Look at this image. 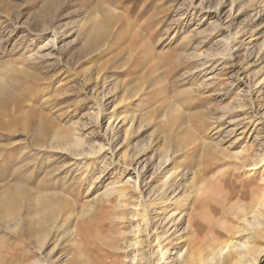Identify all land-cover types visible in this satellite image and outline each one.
I'll list each match as a JSON object with an SVG mask.
<instances>
[{
	"label": "rangeland",
	"instance_id": "1",
	"mask_svg": "<svg viewBox=\"0 0 264 264\" xmlns=\"http://www.w3.org/2000/svg\"><path fill=\"white\" fill-rule=\"evenodd\" d=\"M54 1L47 9L45 0H0V73L5 76L0 77L9 80L6 72L10 67H22L21 62L34 58L35 63L29 66L40 70V78L50 80L35 89L25 81H16V104L10 103L0 113V126L8 128V133L0 134V172H5L0 173V185L11 176L23 177L21 184L27 188L45 194L52 191L67 201L55 264H66L75 254L81 256L83 264H111L114 259L122 263L123 251H127L123 244L131 236L128 216L120 206L131 204L132 199H128V188L127 199L116 191L133 174L123 169L121 162L124 155L145 147L139 167L146 161L143 198L148 197L149 187L144 184L150 183L151 174H156L152 187L164 180L158 174V162L162 155L169 156L166 169L179 173L172 181L178 184L176 192L191 194L190 205L205 202L203 215L211 219L200 235L203 241L192 244V250L202 255L210 243L225 242L236 231L238 214L242 213L238 208L250 212L264 192V167L248 180L240 168L257 158L264 147V0H237L231 20L227 19L230 0L220 4V0H196L195 5L203 4L202 10L190 7L187 0ZM106 15L115 17L116 22V16L122 17L116 23L117 30L100 49L84 54L89 25L94 18L93 22L105 27ZM43 24L58 28L55 49L45 47L52 34L39 32ZM60 31L64 37L60 38ZM231 37L235 42H229ZM46 54L50 57L42 59ZM43 61L49 66L42 67ZM56 69L61 72L54 74ZM52 73L55 76L50 79ZM98 75L104 83L105 98L90 90L99 81L94 80ZM134 89H138L139 97L135 109L124 110L129 104L125 99ZM98 104L106 118L113 115L117 137L113 157L104 151L108 120L95 124ZM30 109L55 118L60 152L49 149V145L28 148L30 135L22 131L28 127ZM122 112L135 117L133 132L126 134L128 140L123 144L129 125L121 124ZM110 135L106 133L107 138ZM75 138L82 145L73 146ZM99 146L104 148L99 156H85ZM9 153L12 162L7 158ZM154 198L146 199L149 208ZM162 208L150 217L151 228L159 233L168 227L165 217L170 215L163 214L167 207ZM210 209L218 211L217 215L213 216ZM179 225L178 234L184 227ZM262 237L255 241L254 250L263 245ZM186 246L178 249L183 251ZM173 247L177 249L175 244ZM152 252L155 247L149 250L150 256ZM257 264H264V253Z\"/></svg>",
	"mask_w": 264,
	"mask_h": 264
},
{
	"label": "bare ground",
	"instance_id": "2",
	"mask_svg": "<svg viewBox=\"0 0 264 264\" xmlns=\"http://www.w3.org/2000/svg\"><path fill=\"white\" fill-rule=\"evenodd\" d=\"M45 1L46 4H43L48 9L50 7L48 4L52 3L54 0ZM195 1L196 0H187V3L190 7H195L199 10H202L204 8L203 4L199 3L198 5H195ZM221 1L222 0H220L219 4L221 3ZM54 2L56 5V1ZM236 2L237 0H230L228 4V20H231L234 17ZM100 10L101 12L106 13V11L102 9V7L100 8ZM107 13L110 15L108 11ZM106 16L108 17V15ZM116 17L117 22L115 17L109 16L107 20V25L105 27H103L104 25L96 20V22H93V18L91 24L88 27V31H86L87 35L83 45L84 54L94 48H96V50L98 48L100 49V47L104 45L105 41L111 35H114L115 31L117 30L116 23L121 20L120 18H122L121 16ZM56 29L58 28L46 27L45 24H43L41 30H38L40 33L49 31L52 34V37H50V40L46 43L45 47L50 46L51 48L55 49L57 40L59 38V32H57ZM64 36L65 33L60 31V38ZM40 38L42 39L43 36H40ZM234 39L235 38L231 37L229 42H235ZM47 57H50V54L41 56L42 59H45ZM33 60L35 59L30 58L31 63H35ZM30 62H21L22 67H10L6 72L7 76L9 77V80L0 77V113H4L10 103L13 102L16 104V81H25L30 87L34 89L41 83H45L42 81L46 80L38 76L40 70H36L34 67L31 68L29 66V64L31 65ZM44 63H46V61H43L42 65H44ZM47 66H49V64H46L42 67ZM60 72L61 70H53L54 74ZM53 73L50 76V79L54 78L53 76L55 75H53ZM0 74L4 76L3 72H1ZM94 80L99 81L94 86H92V88L90 89L91 92L96 94V96L101 95V98H105V94L102 96L104 91V83H102V78L98 75ZM49 81L50 80L46 82L49 83ZM261 81L262 83H264V78ZM9 82L11 83V85L12 83L14 84L10 86ZM258 83L259 81L256 82V85ZM138 99V89H134L132 91V96L128 99H125L128 101L129 104H125L123 106L124 110H126V108L129 110H134L136 105L135 101ZM122 102H117L114 108L116 109V107L120 106V103ZM40 108L41 106L39 107V109ZM96 108L97 111L94 117L95 124L99 126L102 120H108L104 136V139L107 142V148L104 149L103 146H99L97 150L93 151L92 153L87 152L88 154H85V156L87 155L88 157L90 155L98 153L100 154V152L104 149V151L112 153L110 156L113 157L115 154L112 149V146L113 143L117 140V137L114 132L115 127L113 125V115L106 118L103 115L99 104ZM39 109L38 111L30 109L31 111L29 113V118H27L26 120V123H28V127L25 129V131H22L24 134L30 135L28 143L26 144L27 146H29L28 148L35 147L37 149H42L44 146L49 145V149H55L56 151L60 152V129L55 126L57 125L55 118H49L46 114L40 112ZM124 112H122L119 117L120 122L122 125L128 124L129 126L125 130V135L123 136L122 144L127 139L126 134H132L131 132H133V124L135 122L134 115H124ZM36 122H39L42 125H40L38 128L37 125L39 123L34 126V123ZM107 132L111 134L108 138L106 137ZM1 133H8V128L6 126H0V134ZM74 145L80 146L82 145V142L79 139L75 138V140H73V146ZM261 145L263 144H260L259 147H262ZM145 148L134 152L132 155H124V161L121 162V167L123 169H126L127 171H131V173L133 174H129L130 176L127 177L124 184L125 186L119 188L116 191L117 194L121 196L120 198L127 199L125 197L128 192L125 189L128 188L130 193V197L128 199H132L131 204L122 203V205L120 206L122 207V209H124V213H126V215L128 216L126 218V221L128 223L127 226L129 228L128 233L131 236V239L125 241L123 244L125 246L124 249H127V251H123V246L118 248V250L123 251L124 253V258L122 259L121 264H257L258 259L264 253V236H261L262 230L264 228V192H262V194L258 196V202L250 207V212L246 213L244 212L245 209L238 208L237 211H242V213L238 214V220L236 219L238 221L236 231H233L231 233V236L223 243H210L208 246H206L208 250L201 255L200 253L193 251L191 247L192 244H197L203 241V239H200V235L202 234L204 229L209 225V222L211 220H207L203 215L202 211L205 202L201 204L192 203V205H190L191 201L189 200V197L191 194L185 191L182 195H179V193L176 192L177 188H175V185L178 184L172 181L174 180V178H176V174L179 173L176 172L175 174V172H170V170L166 169L165 165L171 160V158L169 159V156L165 154L162 155L159 159L157 168L159 171L158 174L162 175V177H164V180L157 186L152 187L151 184L154 178L156 177V174H151L152 178L150 183L144 184L145 186L149 187V191L147 193L148 199L143 198L144 195L142 193V183L144 182L142 181V177L145 175L143 173V170L147 166L146 161L141 167V169H139V167L141 165L140 158L147 151V149ZM167 153L168 152H166V154ZM68 154L73 155L75 157L82 156L80 154L78 155L75 153ZM16 156L18 157V155ZM52 156L53 155H51L50 157ZM32 157L33 156H31V158ZM7 158L8 160L10 159L12 162L11 155L7 156ZM23 159L21 160L25 162V160ZM27 159L28 158H26V162ZM16 162H18V160ZM114 163L116 164V166L119 165L118 162ZM242 164L240 165V168L242 169L244 175H246V180H248L252 175L256 174V171L259 168L264 167V147L262 148L261 154H259L257 158H251L248 164ZM14 167L16 166L14 165L13 169ZM156 171L155 173H157ZM22 178L11 176L10 180H8V178H5L6 181L4 180L5 182L0 185V264H55L58 260L54 259V257L60 254V250L57 251V248L60 245V234L58 233H60V224L63 221V219H61L64 216L63 208L65 202L67 203V201H64L65 199L63 197L58 195V193H53L52 191L51 193H48V191L47 194H45L46 191L45 193L43 191V193H39L38 191L36 192L31 190L30 187L27 188L26 186L22 185L23 183L21 184V182L24 180H22ZM152 196H154L155 198L154 201L150 203L152 206L151 208H149V206L146 205V199L149 200ZM172 200L174 201L172 202ZM33 205L36 206L34 210L30 208V206ZM163 206L167 207V210H165V213L163 212V214L166 215V213H169L170 215L165 217V221H168V227L165 225L167 228L163 230L162 227V231L159 233L157 230H153L151 228L153 225L150 217L153 215V213L157 214L158 211L164 210L162 208ZM171 206H173L174 208L168 210ZM153 208H155V210H153ZM60 209L62 211H60ZM210 212L213 216L217 215L218 213V211L214 209H210ZM234 215H236L237 217L236 213ZM157 216L158 215H156L155 217ZM180 223H183L184 227L178 234L179 231H177V226ZM51 234L52 238L49 239L48 237ZM189 235H191V237H189ZM260 237L263 238V245L254 250L253 245L255 241ZM185 243H187V246L183 251L178 249L179 246ZM173 244L177 246V249H175L174 247L171 248ZM153 247H155V252H152V255L150 256L149 250ZM49 248L50 250L48 251V254L44 255V253ZM170 249L171 251H174L173 256L170 254ZM111 262V264H117V261L115 259ZM66 264L83 263L81 262V256L75 254L74 256L72 255V257H70L69 261H67Z\"/></svg>",
	"mask_w": 264,
	"mask_h": 264
}]
</instances>
